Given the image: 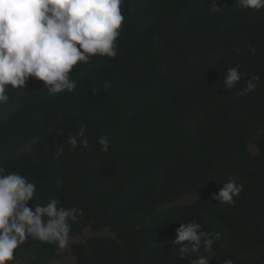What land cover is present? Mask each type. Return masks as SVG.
<instances>
[{
	"label": "trees",
	"instance_id": "1",
	"mask_svg": "<svg viewBox=\"0 0 264 264\" xmlns=\"http://www.w3.org/2000/svg\"><path fill=\"white\" fill-rule=\"evenodd\" d=\"M213 3L224 7L213 12ZM122 11L117 56L74 67L73 92L51 95L30 79L10 93L0 108V163L37 185L34 204L55 198L83 209L70 236L112 235L73 244L76 264H188L172 242L189 220L221 233L210 264H264V10L235 0H125ZM236 65L245 81L260 76L244 97L236 96L243 79L223 86ZM83 122L88 146L73 149L66 137ZM104 134L107 153L97 143ZM228 179L243 184L234 206L199 198L166 207L216 193ZM17 251L16 264L61 257L31 240Z\"/></svg>",
	"mask_w": 264,
	"mask_h": 264
},
{
	"label": "clouds",
	"instance_id": "2",
	"mask_svg": "<svg viewBox=\"0 0 264 264\" xmlns=\"http://www.w3.org/2000/svg\"><path fill=\"white\" fill-rule=\"evenodd\" d=\"M125 0H0V108L9 103L10 93L26 91L30 79L42 82L51 95L71 93L77 82L70 75L74 67L91 63L92 58L117 56V40L125 22L122 5ZM242 10L260 12L264 0H235ZM224 6L213 3L210 10ZM251 53L255 48L248 46ZM237 55L241 49L235 50ZM245 75L239 65L229 67L223 79L225 91L237 89ZM244 80L236 96L244 97L257 88L259 75ZM105 89L110 82H105ZM87 123L79 124L74 135L66 137L73 148L88 146ZM63 137V130L57 131ZM100 151L107 153V134L97 139ZM243 184L228 179L212 199L218 205L234 206ZM37 185L20 171H10L0 163V264H16L18 249L29 240L66 249L72 225L83 215V209L65 208L50 198L46 203H33ZM172 242L180 245L178 258L188 264H210L215 256L213 245L221 233L203 229L196 220L180 223ZM194 257V258H190ZM223 264H234L225 259Z\"/></svg>",
	"mask_w": 264,
	"mask_h": 264
},
{
	"label": "rangeland",
	"instance_id": "3",
	"mask_svg": "<svg viewBox=\"0 0 264 264\" xmlns=\"http://www.w3.org/2000/svg\"><path fill=\"white\" fill-rule=\"evenodd\" d=\"M261 132L264 133V128L261 130ZM248 151L251 154H255L256 150L253 146L248 147ZM206 193V194H193V195H185L180 199H177L173 201L172 203L166 205L168 206H182V205H188L193 202H195L199 198L210 200L212 199V194ZM100 236H112L107 230H102L100 232H95L90 230L89 228H84L79 235L70 236L69 245L66 249H58V253L60 254V259L52 262H48L46 264H76L74 256L71 254V246L73 244L82 243L84 244L87 240L93 238V237H100Z\"/></svg>",
	"mask_w": 264,
	"mask_h": 264
}]
</instances>
